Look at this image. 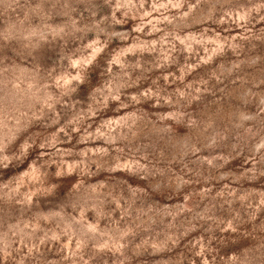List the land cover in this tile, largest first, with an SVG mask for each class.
<instances>
[{
    "label": "rangeland",
    "instance_id": "1",
    "mask_svg": "<svg viewBox=\"0 0 264 264\" xmlns=\"http://www.w3.org/2000/svg\"><path fill=\"white\" fill-rule=\"evenodd\" d=\"M0 264H264V0H0Z\"/></svg>",
    "mask_w": 264,
    "mask_h": 264
}]
</instances>
